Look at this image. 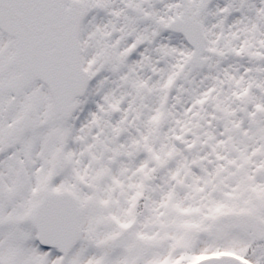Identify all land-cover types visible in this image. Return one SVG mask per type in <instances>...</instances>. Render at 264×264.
<instances>
[{
    "label": "snow or ice",
    "instance_id": "1",
    "mask_svg": "<svg viewBox=\"0 0 264 264\" xmlns=\"http://www.w3.org/2000/svg\"><path fill=\"white\" fill-rule=\"evenodd\" d=\"M0 264H264V0H0Z\"/></svg>",
    "mask_w": 264,
    "mask_h": 264
}]
</instances>
